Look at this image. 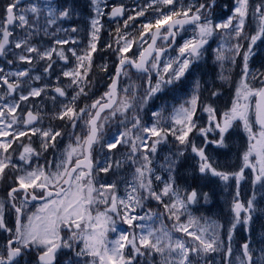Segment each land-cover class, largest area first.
<instances>
[{
  "label": "snow or ice",
  "instance_id": "obj_1",
  "mask_svg": "<svg viewBox=\"0 0 264 264\" xmlns=\"http://www.w3.org/2000/svg\"><path fill=\"white\" fill-rule=\"evenodd\" d=\"M0 264H264V0H0Z\"/></svg>",
  "mask_w": 264,
  "mask_h": 264
},
{
  "label": "rangeland",
  "instance_id": "obj_2",
  "mask_svg": "<svg viewBox=\"0 0 264 264\" xmlns=\"http://www.w3.org/2000/svg\"><path fill=\"white\" fill-rule=\"evenodd\" d=\"M211 70L212 69L209 70L210 73H211ZM226 88H227V86H226ZM224 93H225L224 99L219 102L221 104V106H223L224 104L227 103V101L229 99V95H230V89L225 90ZM242 142L243 141H242L241 137L235 138V144H236L237 148L242 144ZM224 158H225L224 156H221V159H224ZM227 158H228L229 162H231V163L236 162V151H235V149L233 150V152L231 154L228 155ZM260 231H261V225H260V223H257V225H256V235L257 236H259Z\"/></svg>",
  "mask_w": 264,
  "mask_h": 264
},
{
  "label": "trees",
  "instance_id": "obj_3",
  "mask_svg": "<svg viewBox=\"0 0 264 264\" xmlns=\"http://www.w3.org/2000/svg\"><path fill=\"white\" fill-rule=\"evenodd\" d=\"M224 194L225 192L223 191V189L218 188L216 190V195L214 197L213 204L209 206L213 209V211L220 213L221 209L217 208V206L220 204V200L222 199Z\"/></svg>",
  "mask_w": 264,
  "mask_h": 264
}]
</instances>
